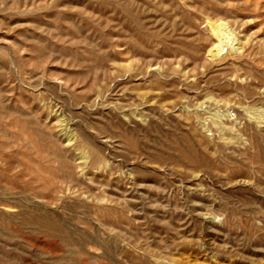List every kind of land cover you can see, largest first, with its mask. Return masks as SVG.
Listing matches in <instances>:
<instances>
[{
  "label": "rangeland",
  "instance_id": "374dc122",
  "mask_svg": "<svg viewBox=\"0 0 264 264\" xmlns=\"http://www.w3.org/2000/svg\"><path fill=\"white\" fill-rule=\"evenodd\" d=\"M0 264H264V0H0Z\"/></svg>",
  "mask_w": 264,
  "mask_h": 264
}]
</instances>
